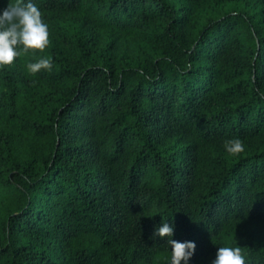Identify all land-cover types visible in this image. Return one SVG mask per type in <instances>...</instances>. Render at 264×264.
<instances>
[{
    "label": "trees",
    "instance_id": "1",
    "mask_svg": "<svg viewBox=\"0 0 264 264\" xmlns=\"http://www.w3.org/2000/svg\"><path fill=\"white\" fill-rule=\"evenodd\" d=\"M34 2L49 46L0 69V264H169L165 221L189 264H264V0Z\"/></svg>",
    "mask_w": 264,
    "mask_h": 264
},
{
    "label": "clouds",
    "instance_id": "2",
    "mask_svg": "<svg viewBox=\"0 0 264 264\" xmlns=\"http://www.w3.org/2000/svg\"><path fill=\"white\" fill-rule=\"evenodd\" d=\"M50 44L49 26L34 0H9L0 10V69L13 63L14 59L31 50L43 51ZM28 72L37 73L41 69H51V58L41 57L26 65ZM224 149L228 154H239L244 144L239 138L225 141ZM174 225L162 222L155 230L154 237L166 238L170 249L169 264H189L195 253L194 241L172 239ZM212 264H246V258L239 246L218 247Z\"/></svg>",
    "mask_w": 264,
    "mask_h": 264
}]
</instances>
